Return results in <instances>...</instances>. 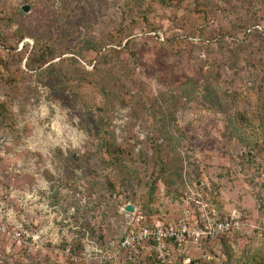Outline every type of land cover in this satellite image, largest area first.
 Instances as JSON below:
<instances>
[{
	"label": "rangeland",
	"instance_id": "374dc122",
	"mask_svg": "<svg viewBox=\"0 0 264 264\" xmlns=\"http://www.w3.org/2000/svg\"><path fill=\"white\" fill-rule=\"evenodd\" d=\"M242 1H233L235 11L214 3L204 19L193 2L0 0V60L13 72L10 84L0 73V102L10 107L0 118V264H155L147 247L124 250L121 239L131 225L175 221L184 185L217 212H238L243 224L228 246L189 248L191 264L264 259V1ZM18 26L29 34L22 42ZM33 34L60 55L50 78L25 67ZM87 41L118 51L100 63ZM69 58L88 73V85L63 82L64 74L77 76ZM188 78L229 91L224 111L181 98ZM98 125L125 150L137 178L102 164ZM155 143L167 184L159 182L144 207L146 183L160 177ZM175 173L181 178L171 185Z\"/></svg>",
	"mask_w": 264,
	"mask_h": 264
},
{
	"label": "trees",
	"instance_id": "16d2710c",
	"mask_svg": "<svg viewBox=\"0 0 264 264\" xmlns=\"http://www.w3.org/2000/svg\"><path fill=\"white\" fill-rule=\"evenodd\" d=\"M131 1H135L136 2L135 5L140 4V0H131ZM153 1L156 4L167 8L176 7L180 3L186 4L193 2L194 11L198 12L200 16L203 17L204 19H206L207 16L212 13L214 9V3L217 5L219 4L222 10L224 9V5H227L228 7H230V9L234 10L233 9L234 0H153ZM251 1L252 0H244L242 1V5L243 4L250 5ZM132 7L134 8L136 6H132ZM240 21L242 24H246V21H244L243 19H240ZM14 35L18 37L17 42H22L24 38L27 37L29 34L27 33V30L24 27L18 26V28L14 32ZM32 37L34 38V46L26 58L25 67L29 71L36 72L39 76L46 75L48 76V78H50V76L56 72V68L60 64V63L53 64L51 62L60 55L59 53L56 52L54 48V44L49 43V39L48 42H45V36H43L42 39H40L36 34ZM111 42L114 43V40ZM85 48H87L88 51L90 52L97 53L98 61L100 63L107 59H110V57H113L114 54L118 51L109 48L103 52L102 50H104L105 47H102L100 46V44L94 43L93 41L85 42ZM22 57L23 56L19 54V62L22 61L23 59ZM64 61H65L64 58L60 59V62L64 63ZM67 61L69 62V65L73 67L74 71L77 73L76 76L77 78L74 76V73H71L70 76L64 74V78H62L63 82L67 84L68 82L77 81V84L80 86L88 85L90 83L89 80L87 79L88 73L85 70H82V67L80 66L78 60L75 58H69ZM11 67L12 66L7 65L6 62L0 60V73L4 72L5 74H7L5 76L6 78L5 83L8 84L12 83L11 81L13 80V72H11L12 69ZM0 79L1 80L4 79V76L1 75ZM180 97L185 98L188 101L194 99H200L201 101L207 104L209 109L216 108L219 111H224L221 102L229 101L232 95L227 90L222 91L221 95L217 94L212 85L207 84V85L199 86L196 80L192 78H188L185 82L181 84ZM9 108H10L9 103L7 101L0 102L1 120L4 121L7 120V115H9L10 113ZM235 117L236 116H234V118ZM234 118H230V120L231 119L234 120ZM239 119L243 120L244 116L240 114ZM98 126H99V128L97 129L98 144L96 150L99 153L100 161L102 162V164L106 168H110L111 170L120 171L121 173H123L124 176L127 177L128 181L137 178V171L134 168H132L133 164H129L124 157L125 150L120 146V144H118L115 141V139L106 130H103L100 125ZM237 126L241 127L239 122ZM152 151H153V157L156 160L155 162L159 168L160 177L151 179V182L149 184L146 183L145 186L148 187L149 190L148 194L150 199L148 200L147 203L144 204V207L147 206L149 207L152 204L151 199H153L152 197L154 196L155 192L158 191V183L161 182L162 184H167V182L165 181L166 177H164L166 172L167 162L162 157V147L159 144L155 143L154 145H152ZM175 175H177L178 178L177 180L171 181V185H175L176 183H178V180L181 178V174L175 173ZM107 183L111 188L113 187L110 180H108ZM171 185L165 187L169 188ZM186 188H187L186 185H184L182 189L179 191L178 202H180V199ZM218 214L219 216H224L223 213L221 214L218 212ZM150 224L151 223H146L143 224L142 226H149ZM235 237L236 234L231 235L229 237H222L221 239H219V241H222L223 243H225L226 246H228L231 240L234 241ZM210 242L213 241H208L207 243ZM182 255L180 257L182 261L179 262V264H183L184 259L188 258L187 252H185ZM173 259L174 258H172L171 256H168L165 258L164 261H161L156 257L155 254H153L152 262H154L155 264H168V263H173ZM189 264H191L190 259H189ZM255 264H264V259L261 258V260L259 262H255Z\"/></svg>",
	"mask_w": 264,
	"mask_h": 264
},
{
	"label": "built area",
	"instance_id": "2783aa9c",
	"mask_svg": "<svg viewBox=\"0 0 264 264\" xmlns=\"http://www.w3.org/2000/svg\"><path fill=\"white\" fill-rule=\"evenodd\" d=\"M180 213L175 221L154 220L149 226H132L121 239L124 250L148 248L164 261L166 257L175 258L189 248H199L208 241L219 240L241 232L242 217L238 212L219 216L211 204L188 186L180 199ZM264 218V207L261 218ZM264 232L263 224L259 228ZM183 264H189L185 258Z\"/></svg>",
	"mask_w": 264,
	"mask_h": 264
},
{
	"label": "water",
	"instance_id": "95a60500",
	"mask_svg": "<svg viewBox=\"0 0 264 264\" xmlns=\"http://www.w3.org/2000/svg\"><path fill=\"white\" fill-rule=\"evenodd\" d=\"M21 10H22L24 13H27V12L29 11V7H28V6H23V7L21 8ZM125 211H126L127 213H133V212L135 211L134 206L131 205V204H128V205L125 207Z\"/></svg>",
	"mask_w": 264,
	"mask_h": 264
}]
</instances>
